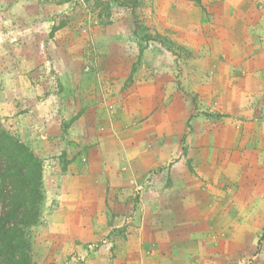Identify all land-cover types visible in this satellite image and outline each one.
Returning <instances> with one entry per match:
<instances>
[{"label": "rangeland", "instance_id": "rangeland-1", "mask_svg": "<svg viewBox=\"0 0 264 264\" xmlns=\"http://www.w3.org/2000/svg\"><path fill=\"white\" fill-rule=\"evenodd\" d=\"M122 1L0 0L2 124L21 139L10 119L49 107L112 132L80 249L62 241L79 219L51 214L88 192L62 193L43 160L33 264H122L158 213L194 264H264V0Z\"/></svg>", "mask_w": 264, "mask_h": 264}, {"label": "crops", "instance_id": "crops-1", "mask_svg": "<svg viewBox=\"0 0 264 264\" xmlns=\"http://www.w3.org/2000/svg\"><path fill=\"white\" fill-rule=\"evenodd\" d=\"M36 108L38 106H35L32 110L34 111ZM88 115V113H84L81 117L71 122L68 118H65V115L62 117V115L56 114L55 110L53 111V109L48 107V110L45 111L42 117L20 114L10 119L21 139L38 156L50 164L51 171L54 174L52 176L53 184L60 187L62 193L65 191L74 192L76 190L88 192L84 194L85 196L83 195L84 197L86 195L90 197L91 202L84 204L88 208H70V205L74 202V198L65 197L61 200V206L51 214V217L54 218L55 216L71 214L79 219L80 222L78 221L75 225H64L70 232H75V234L70 237L67 236L65 240H62L64 243L67 242L68 246L74 242L79 249L82 243L90 238L89 235H84L83 232L90 233L91 231H96V216L103 213V211H100V209L103 210L99 206L100 200H104L106 197L104 193H97L98 187L95 182L91 181V178L97 174L99 167L108 168L112 166L105 153L107 146L110 144L108 137L112 132L109 133L110 131L107 128L97 131L93 128V118ZM63 122H66V128H64ZM96 136L100 139L99 142L96 141ZM96 148H99L100 151H96ZM84 155L88 159L86 162H81V157ZM61 172L65 173L64 177L57 179V176ZM65 182L68 183L67 186ZM106 182L108 183V180ZM71 183L72 185L70 186L69 184ZM64 202L69 205L67 208L62 207ZM103 214L105 215V213ZM159 216L161 215L158 213L157 226H152L151 224L144 226V241H140L139 247L136 246L139 252L134 253L131 250L126 252L125 257L121 258L122 264H137L139 260L146 264L195 263L193 255H180L178 252V249L183 246L194 248V240H161L163 228L160 225L162 220ZM81 217L84 219L81 220ZM72 226L74 227L72 228ZM128 248L133 249L134 246H129ZM150 248H154L151 250L152 253L147 252ZM102 260L103 258L99 261L101 262ZM105 260L107 264H115L110 256L106 257Z\"/></svg>", "mask_w": 264, "mask_h": 264}, {"label": "trees", "instance_id": "trees-1", "mask_svg": "<svg viewBox=\"0 0 264 264\" xmlns=\"http://www.w3.org/2000/svg\"><path fill=\"white\" fill-rule=\"evenodd\" d=\"M44 198L43 159L0 119V264H33L29 231Z\"/></svg>", "mask_w": 264, "mask_h": 264}]
</instances>
